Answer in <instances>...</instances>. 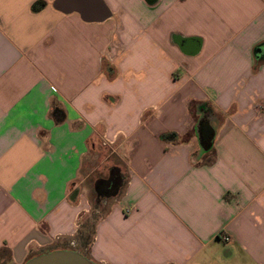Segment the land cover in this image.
Here are the masks:
<instances>
[{"label":"crops","instance_id":"0c3cea01","mask_svg":"<svg viewBox=\"0 0 264 264\" xmlns=\"http://www.w3.org/2000/svg\"><path fill=\"white\" fill-rule=\"evenodd\" d=\"M57 1L0 0V264H264V0Z\"/></svg>","mask_w":264,"mask_h":264},{"label":"rangeland","instance_id":"374dc122","mask_svg":"<svg viewBox=\"0 0 264 264\" xmlns=\"http://www.w3.org/2000/svg\"><path fill=\"white\" fill-rule=\"evenodd\" d=\"M99 146L100 154L95 155L88 166L82 167V172L86 173V175L83 176L81 187L84 194L89 198L91 205H95L99 199L103 198H99L95 188L99 186V183L105 186L107 181L110 180L109 178L114 175L113 181L115 182H110V190L108 192L113 191L116 188L115 186L118 185L116 181L120 183L124 180L126 171L125 161L121 154L112 153L111 149L101 143H99ZM121 186L117 192L121 190Z\"/></svg>","mask_w":264,"mask_h":264},{"label":"water","instance_id":"95a60500","mask_svg":"<svg viewBox=\"0 0 264 264\" xmlns=\"http://www.w3.org/2000/svg\"><path fill=\"white\" fill-rule=\"evenodd\" d=\"M62 0L57 1V5ZM260 48L257 49L260 52ZM202 126V137H208L210 134V127L207 122H203ZM22 264H98L93 260L87 258L82 253L74 249H55L43 251L36 254L24 261Z\"/></svg>","mask_w":264,"mask_h":264},{"label":"trees","instance_id":"16d2710c","mask_svg":"<svg viewBox=\"0 0 264 264\" xmlns=\"http://www.w3.org/2000/svg\"><path fill=\"white\" fill-rule=\"evenodd\" d=\"M51 114L56 121L62 120L63 116H64L63 111L61 109H59L58 107H53ZM201 143H202L203 148H205V149L210 148L212 145V141L210 138H202ZM113 177H114V175L109 178L110 182L111 181L115 182V181H113ZM109 181H107L106 185L108 184ZM116 182L118 185H116L115 186L116 188H114V190L110 191V192H108L110 190L109 189L110 187L107 188L106 185L104 186V185L99 183V186L95 187L96 191H97V195H99V198L106 197L108 195H112V194L116 193L117 190L120 188V186L123 184V181H121L120 183H119V181H116Z\"/></svg>","mask_w":264,"mask_h":264},{"label":"built area","instance_id":"2783aa9c","mask_svg":"<svg viewBox=\"0 0 264 264\" xmlns=\"http://www.w3.org/2000/svg\"><path fill=\"white\" fill-rule=\"evenodd\" d=\"M223 239H224V241H228L230 239V237L225 235V236H223Z\"/></svg>","mask_w":264,"mask_h":264},{"label":"flooded vegetation","instance_id":"af4514ba","mask_svg":"<svg viewBox=\"0 0 264 264\" xmlns=\"http://www.w3.org/2000/svg\"><path fill=\"white\" fill-rule=\"evenodd\" d=\"M106 187H107V188H109V187H110V181L108 182V184L106 185Z\"/></svg>","mask_w":264,"mask_h":264}]
</instances>
